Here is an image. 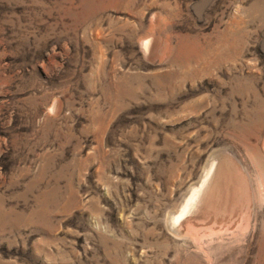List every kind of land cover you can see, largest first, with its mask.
<instances>
[{
    "label": "rangeland",
    "instance_id": "1",
    "mask_svg": "<svg viewBox=\"0 0 264 264\" xmlns=\"http://www.w3.org/2000/svg\"><path fill=\"white\" fill-rule=\"evenodd\" d=\"M263 146L264 0H0V264H264Z\"/></svg>",
    "mask_w": 264,
    "mask_h": 264
},
{
    "label": "bare ground",
    "instance_id": "2",
    "mask_svg": "<svg viewBox=\"0 0 264 264\" xmlns=\"http://www.w3.org/2000/svg\"><path fill=\"white\" fill-rule=\"evenodd\" d=\"M151 41V39L145 40L141 45L146 54L150 52ZM223 166L217 158L211 160L203 178L193 186L179 210L173 216L171 215L170 224L176 234H182L181 237L183 234H189V236L205 238V236L217 235L233 228V224L230 222L233 217L227 218L225 213H221L222 210L221 212L216 210L219 197L229 190L227 185L229 177ZM237 226L239 228V225Z\"/></svg>",
    "mask_w": 264,
    "mask_h": 264
}]
</instances>
